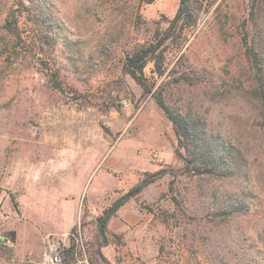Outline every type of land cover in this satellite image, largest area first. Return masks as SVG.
<instances>
[{"label":"rangeland","instance_id":"374dc122","mask_svg":"<svg viewBox=\"0 0 264 264\" xmlns=\"http://www.w3.org/2000/svg\"><path fill=\"white\" fill-rule=\"evenodd\" d=\"M178 7L0 0V264H42L50 241L61 264L264 261V126L245 55L264 50V0H191L196 23L162 46V75L144 69L174 113L232 148L225 178L184 169L188 148L123 69ZM144 179L103 241L96 218Z\"/></svg>","mask_w":264,"mask_h":264},{"label":"trees","instance_id":"16d2710c","mask_svg":"<svg viewBox=\"0 0 264 264\" xmlns=\"http://www.w3.org/2000/svg\"><path fill=\"white\" fill-rule=\"evenodd\" d=\"M145 1L151 3L153 0ZM12 16L15 17V14L12 13ZM195 23L191 0H179L178 10L170 20L167 29L155 35L154 41L149 45L140 47L129 54L124 60L123 69L145 95L154 97L156 105L173 127L178 147L188 148V163L185 164L184 169L190 170L189 164L194 169L192 172L197 175L207 173L223 178L230 177L235 173L232 148L222 144L217 136L205 134L197 122L174 113L164 103L161 95L153 92L152 85L148 83L144 75V69L148 63L153 64V72L162 75L164 51L162 46L166 41L180 35L187 27L194 26ZM13 25H16V22ZM245 55L251 74L246 94L255 111L253 121L259 126H264V50L247 49ZM177 153L180 154L178 151ZM148 181L149 179L142 180L96 218L98 233L103 241H105L109 220L130 198L140 193ZM237 205L242 206L243 204L238 202ZM250 264H264V261L262 263L252 261Z\"/></svg>","mask_w":264,"mask_h":264},{"label":"built area","instance_id":"2783aa9c","mask_svg":"<svg viewBox=\"0 0 264 264\" xmlns=\"http://www.w3.org/2000/svg\"><path fill=\"white\" fill-rule=\"evenodd\" d=\"M62 255L58 244L56 242L50 241L48 250L44 253L42 257V264H61Z\"/></svg>","mask_w":264,"mask_h":264}]
</instances>
